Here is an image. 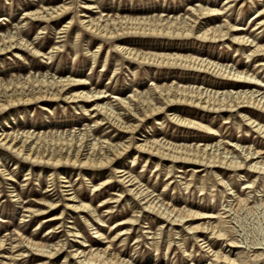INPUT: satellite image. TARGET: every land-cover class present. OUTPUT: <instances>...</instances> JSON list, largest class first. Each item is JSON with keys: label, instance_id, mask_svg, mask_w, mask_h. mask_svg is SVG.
Listing matches in <instances>:
<instances>
[{"label": "rangeland", "instance_id": "rangeland-1", "mask_svg": "<svg viewBox=\"0 0 264 264\" xmlns=\"http://www.w3.org/2000/svg\"><path fill=\"white\" fill-rule=\"evenodd\" d=\"M207 3L216 1L217 8L222 7L225 0H205ZM72 3L70 12L58 20L49 23H39L24 19L25 12L31 8H38L42 5L57 6L62 3ZM84 2H91L95 9L89 10L88 17L79 16L85 12L82 8ZM204 4V0H0V34L6 31L18 30L24 38L31 42L37 34L34 41L37 47L43 53H47L52 47L63 45L60 51H53L52 60L45 56L31 57L26 50H14L18 52H7L0 54V80L8 82L12 79H25L27 76L47 75V77H79L88 78V85L74 86L72 89H84L85 91H103L107 96L101 99V102L111 101L115 108H119L114 101V95L128 97L133 93L152 94L154 102L161 103L157 94H153L152 89L158 85L160 87H190L196 90L207 91L208 93H217L220 97L227 92H236L244 90L238 84L228 83L219 77L201 72L186 66H150L142 65L132 59L125 58L122 53L113 50L112 42L102 43L98 51L95 62L91 58V53L97 49L100 41L90 32H86L80 24V20L95 18L106 14L108 17H152L157 16L168 20L177 21L183 19L190 12L191 6ZM264 4V0H238L233 5V9L226 14H230L232 22L245 26L243 35H249L251 38L259 37L264 39V28L259 31H252L251 25L257 20V13ZM73 17V18H72ZM107 16H104V19ZM73 19L68 32L64 37L58 34L59 29ZM211 20L209 21L208 19ZM224 16L219 15L205 19H199L196 30H203L209 24L218 26L223 24ZM45 27V29H42ZM258 27V26H257ZM261 30V32H260ZM251 32V33H250ZM126 36V37H125ZM62 40L61 42H59ZM123 47H129L141 51H155L165 53H179L202 58L211 59L228 66H238L244 71L250 73L257 72L256 65L247 61L244 54L236 52L235 45L230 40L219 41L215 43L200 41L195 35L181 38H162L153 36L124 35L119 40ZM230 47H229V46ZM106 60V63H105ZM251 70V71H250ZM258 78L264 83V72H257ZM45 109L40 103L31 105L15 106L0 113V129H12L22 131L44 132L50 137H65L72 134L75 136L86 130H90L89 139L101 140L103 137L112 139H127L131 136L128 133L108 124L103 126H94L93 118L84 113L78 103H67L64 101H43ZM90 107V103L85 104ZM117 106V107H116ZM209 109V108H208ZM195 106L194 104H173L167 111L148 119L140 125L135 134L134 140H153L169 142L175 145L188 147L189 149H207L208 152H222L224 149L234 151V156L241 150L237 146L251 145L264 150V139L261 135L252 132V128L246 126L237 111L226 112L223 110H208ZM92 112V111H91ZM167 112L180 114L182 117L193 118L203 124H208L217 133L199 131L194 128L179 125L171 120ZM251 115L259 119L264 125V113L261 110L252 109ZM157 120L161 124H157ZM129 123H136L134 117L126 119ZM135 142V141H133ZM133 144L131 152L118 160L119 165L126 170H131L132 175L138 177L141 183L148 188L150 195L155 201L163 200L165 203L176 206L179 209H189L198 211L206 218L189 220L184 225H171L154 213L142 212V201L136 200L132 195L120 197L121 200L113 203L102 204L104 198H109L113 193H118V181L114 176L112 183L103 187L100 191L95 190L93 185H99L102 180L107 179L111 174V167L103 168L101 173L95 171L83 176V172L77 169L72 170L69 180L73 183V188L79 193L85 194V200L96 208L94 215L99 216L103 222L89 217L91 223H86L84 213L72 212L65 209V200L61 195L58 174L55 173L56 190L50 194L51 199H61L57 208L49 213L36 216L30 220V217L24 220L21 204L10 196V189H15L21 193L23 204L34 206L31 201L39 200L48 185L47 170H34L33 175L27 177L26 166L20 165V161L14 163L16 159L7 155L5 166L8 171L15 174L13 188L6 184V180L0 175V237L9 236L16 231L23 232L24 236H31L37 240H47L50 244L57 241L65 242L63 251L55 258L47 260V264H77L72 258L70 245L73 249L78 247L77 241L73 236L67 233L70 225L74 224L77 229H81L85 234L84 240L93 248L97 246L106 247L108 242H102L94 233V227L91 224L99 223L103 228L104 236L107 239L101 241H111L114 253L119 254L122 259H131L137 264H207L210 257L200 247L199 243L192 238L188 232V224L202 223L203 225L211 222L216 224L219 215L227 221L224 225L229 234H232L238 241L245 243H254L262 239L264 232V208L257 211H251L247 208L258 206L260 198L264 197V180L257 181L256 191L249 192L244 185L254 179V174H249L244 178L242 171L228 170L221 166H210L192 164L190 162H172L167 159H159V165L156 166V160L150 157L146 161L145 155H140L135 150ZM135 159V161H133ZM217 164V163H215ZM171 166V167H170ZM194 168L199 170L194 172ZM169 170H171L169 172ZM214 170L220 175L216 177ZM219 178H223L232 190L233 194H228L232 190H227L219 184ZM42 180V181H40ZM189 184V185H187ZM186 185L188 187H186ZM15 192V193H16ZM126 193V190H125ZM237 195H235V194ZM119 194V193H118ZM249 194L250 204L244 207L238 204L235 197H245ZM50 198V197H49ZM30 202H27L29 201ZM25 201V202H24ZM112 207V208H109ZM230 207H233L232 210ZM108 209L112 213L108 214ZM66 210L63 219V226H58V222H46L43 218L50 214L60 213ZM127 210V211H125ZM138 215L137 223L132 226L129 233L122 235L121 238H115L116 231L122 226L115 228V224L122 218ZM209 215V216H208ZM226 216V217H225ZM96 221V222H95ZM105 221V222H104ZM54 228V233H48L49 228ZM210 235H208L209 237ZM153 237V238H152ZM207 237V238H208ZM183 238L187 245V251L192 256L187 257L181 251L178 240ZM215 242L214 249L227 250L226 243ZM170 242V249L166 253L167 244ZM100 243V242H99ZM158 245L157 250L154 246ZM8 246V245H7ZM243 249L247 256L252 257L254 252L247 248ZM260 251V250H258ZM192 259V261L190 260ZM40 257L32 255L25 257L17 262L20 264H34L39 262ZM248 264H254L248 260ZM258 264H264V260Z\"/></svg>", "mask_w": 264, "mask_h": 264}, {"label": "bare ground", "instance_id": "bare-ground-1", "mask_svg": "<svg viewBox=\"0 0 264 264\" xmlns=\"http://www.w3.org/2000/svg\"><path fill=\"white\" fill-rule=\"evenodd\" d=\"M237 1L225 0L222 7L217 8L216 1H213L211 4L204 0V4L201 3L191 6V10L186 17L177 19V21L164 19L162 16H117L116 18H112L108 17L109 15L102 14L98 19L91 17L89 19H82L80 20V24L86 32H90L100 41L97 49L91 53L93 62L96 60L102 43L112 42L113 50L122 53L125 58L137 61L139 64L157 67H172L174 65L194 68L227 80L228 83L238 84L239 87L244 88L242 91L227 92L224 96L220 97L217 93L210 94L207 91L196 90L190 87L168 88L156 85L152 89V92L158 95V99H162L160 104L154 102L152 94L141 95L140 93H133L128 97L114 95V101H116L119 107L117 109L111 101H100L107 96L106 92L72 89L74 86L88 85V78L83 79L75 76L49 78L47 75H43L42 77L29 75L23 80L19 78L16 80L12 79L8 82H2L0 80V113L15 106H28L36 103H40L43 109H45V104L42 103L43 101L54 102L62 100L67 103H78L79 105L82 103L79 107H82L84 113L86 115L89 114L91 116L90 118L94 119V126L108 124V127L112 126L131 135L125 140H122V137L120 139H112L106 136L101 138V140H96L89 139V133L91 131L86 130L78 133L76 136L72 134L65 137L58 136L57 138H49L48 134L44 132H19L18 130L12 129H0V175L6 180V184L8 186L10 185L9 187L13 188V183L9 181H14L15 174L6 169L5 161L7 155L16 159L14 163L20 161V165L26 166L27 177L24 179L25 181L29 178L28 175L33 173V169H38L39 172L42 169L49 171L48 185L44 192H42L48 198L43 196L39 200L31 201L35 204L34 206L23 204L21 193L16 192L15 189H10V196L14 197V200L18 201L23 208L24 220L27 217L33 220L36 216L49 213L57 208L61 199H51L52 194H50L56 190L54 174L57 173L59 176L60 190L62 192L61 195L64 198L63 200H65V209L72 212H79L80 214L84 213L82 215H86L84 219L88 224L91 223L89 217L103 222L99 216L94 215L97 210L91 203L85 200V194L79 193L78 190L73 188V183L69 180V176H71L72 170L74 169L80 170V172L82 171L83 176H87L93 171L99 174L103 171V168L108 167H111L112 175L109 174L107 179L102 180L99 185H93V187H96L95 190L100 191L103 187L111 184L113 182L112 178L115 176L118 181L119 194L113 193L109 198H104L101 205L117 202L119 199L121 200L120 197L124 193V196L128 195V197H131L132 195L136 200L142 201V212L154 213L164 221L170 222L171 225H184L189 220L195 221L206 218L207 216H204V214L198 211L179 209L174 205H168L163 200L155 201L156 198L150 195L148 188L141 183V180L133 176L131 170H126V168H122L119 165L118 160L130 154L133 144L135 145L134 150L140 155L144 154L146 161L150 157L154 158L156 160V166L159 165V159H167L172 162L184 161L192 164H203L207 167L220 165V168L223 166L228 170L237 171V174H240L244 170L242 171L245 173L243 175L244 178L248 177L249 174L255 175L254 179L244 185V188L249 189V192L256 191L257 181L260 179L264 180V150L262 148H256L251 145L237 146L238 150L240 149L241 151L234 156V151H230L229 149L215 153V150L208 152L207 149H189L188 147L169 142H161L157 139L151 141L146 139L141 141L134 140L132 136L136 133L140 125L148 119L160 114L162 111H167L171 105L179 103L194 104L201 108L219 110L220 112L223 110L226 112L237 111L239 117L245 121L246 126L251 127L253 133L261 135L264 139V125L261 124L259 119L251 115L252 109H258L264 113V83L258 78L257 74L259 71L264 72V39L260 40L259 37L251 38L249 35H243V30H246V27L233 23L230 14H226L233 9V5ZM71 5L72 3L63 2L57 6L42 5L38 8H31L26 10L24 19L39 23L53 22L69 13ZM82 8L88 11L81 12L79 16L88 17L89 15L87 13L89 10L95 9V5L91 4V2H84ZM214 15L216 18L219 15L224 16L222 25L212 27L209 23L203 30H196L199 19H205ZM104 16L107 17L104 19ZM256 17L258 21L250 26L252 29L251 32L264 28V4L259 9ZM72 18L59 29L58 34H61L60 37H64L65 33L68 32L73 20ZM208 20L210 21L211 18ZM42 29H45V27ZM127 34L181 39L195 35L198 40L211 43L229 39L231 42L229 45H235L237 47L236 52L240 50L245 55L247 61L252 62L254 67L256 65L258 71L250 73L240 69L238 66L219 64L211 59L197 56L155 51L146 52L127 46L123 47L119 40ZM36 35L29 42L18 30L1 33L0 54L15 52L14 50H26L30 53L31 57H43L46 55L48 60H52L53 51H60L63 45L54 46L47 53H43L34 42L37 38ZM15 53L18 54V52ZM90 102V107H87L85 104ZM167 113L171 117L170 119L179 125L208 132L209 134L217 133L208 124H203L193 118L182 117L180 114ZM131 116L137 121L136 123L126 121ZM157 121V124H161L159 120ZM194 170L196 172L199 169L194 168ZM214 175L218 177L220 173L218 174L217 170H214ZM218 180L222 187L227 190H232V187L228 188L230 185L223 178H219ZM187 185L186 187H188ZM233 192L234 190L228 192V194L231 195ZM234 200L244 207L250 204L249 194L245 197L237 196ZM27 202H30V200ZM260 207L264 208L263 195L260 198L258 206H249L247 209L257 211ZM230 208L232 210L233 207ZM112 212V209H108V214ZM65 214L66 210L60 213L50 214L48 217L43 218V221L50 223L56 220L60 227L63 226ZM137 216L133 215L117 221L115 228L118 226L122 227L116 231L114 237L120 239L122 235L128 234L132 226L137 223L139 219ZM226 222L224 217L219 215L216 224L209 222L206 225L202 223L187 225L188 232L192 234V238L199 243L200 247L210 257L207 264H248V260L253 261L254 264L262 262L264 260V232L262 233V239L258 242L245 243L251 252L254 251L251 254L252 257H249L243 251L246 247L242 245L243 242L238 241L232 234L227 232L226 226L224 225ZM93 225H96L94 227V233L100 240L98 244L108 242L106 247L97 246L93 248V245H90L83 239L85 237L83 231L77 229L74 224L70 225L67 229L69 235L73 236L77 241H80L77 243L78 247L76 249H73L74 245H70L71 256L77 264H137L132 258L125 260L119 254L114 253L111 242L113 240L101 241L107 239L104 236L103 228L97 222L96 224H91V226ZM54 228H49L48 233H54ZM208 235L210 236L208 237ZM211 238L216 242L226 243L228 249L226 251L220 248L215 250V242ZM177 242L178 244L176 246L181 249L185 256H192L187 251V245L183 238ZM64 247L65 242L63 241L59 240L56 243L50 244L47 240L35 239L33 234L27 237L23 235V232L16 231L7 237H0V264H20L17 262L18 260L32 255L40 257L39 262L34 264H47V260L58 256ZM157 248L158 245L154 246L155 250ZM169 249L170 242L167 244L166 253ZM190 260L192 261V259ZM138 264H143V262Z\"/></svg>", "mask_w": 264, "mask_h": 264}]
</instances>
